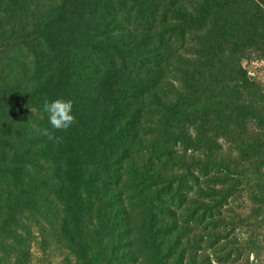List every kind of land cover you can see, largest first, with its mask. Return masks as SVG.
I'll return each mask as SVG.
<instances>
[{"label": "trees", "instance_id": "trees-1", "mask_svg": "<svg viewBox=\"0 0 264 264\" xmlns=\"http://www.w3.org/2000/svg\"><path fill=\"white\" fill-rule=\"evenodd\" d=\"M254 61L264 0H0V264H29L37 227L73 264H264ZM57 97L75 123L48 139Z\"/></svg>", "mask_w": 264, "mask_h": 264}, {"label": "rangeland", "instance_id": "rangeland-1", "mask_svg": "<svg viewBox=\"0 0 264 264\" xmlns=\"http://www.w3.org/2000/svg\"><path fill=\"white\" fill-rule=\"evenodd\" d=\"M242 65L244 69L249 73V75L258 77V79H260L264 83V61H254L251 63L243 62ZM176 150H179L181 152L183 149L176 147ZM139 156H143V155L139 154ZM179 187H181L179 191L183 192L187 196H194V192L197 191L196 184L193 183L190 179L184 181V183H182V185ZM124 193L126 194V191H124ZM162 198L167 200L168 197L166 195H162ZM137 199L138 198L135 196L134 198L131 197L130 200H125V202L126 203L135 202ZM176 202H177V198H176ZM128 208L129 210H132V216H131L132 219L135 220V219H138V217H141L137 213L138 211L137 207H128ZM237 209L238 207L232 206V211L222 212V215L223 213H225L224 214L225 222L229 223L231 221V218H232L231 215L236 214L238 212ZM175 210H176L175 216L178 222L181 224H186L188 217L186 215H183L185 211L178 209L176 205H175ZM198 228L200 229V227ZM231 228L232 226L227 224L226 228L216 226L214 230L219 231L222 234L224 233L230 234V239L236 236V240H239L240 239V236H239L240 233L238 231L239 228L236 226V229L234 232L231 231ZM32 230H33L34 235H33L32 240L30 241V254L31 255L29 258V264H73L74 263L73 257L70 256L68 251L64 249L62 246L60 247L59 245H55L53 243L51 246L44 248L40 242V235L35 233L36 231H38V227ZM240 232L243 233L244 231L241 230ZM204 234L205 232L202 231V235ZM252 259H253L252 256H249L248 260L247 259L245 260L244 258H242V260H240L237 263L238 264H254ZM211 260H213V258ZM144 264H149V263L145 262Z\"/></svg>", "mask_w": 264, "mask_h": 264}, {"label": "clouds", "instance_id": "clouds-1", "mask_svg": "<svg viewBox=\"0 0 264 264\" xmlns=\"http://www.w3.org/2000/svg\"><path fill=\"white\" fill-rule=\"evenodd\" d=\"M73 103L70 99L57 97L51 100L45 99L42 104V112L47 118L49 127L41 128L40 135L52 139L51 130H67L75 123L72 112Z\"/></svg>", "mask_w": 264, "mask_h": 264}]
</instances>
